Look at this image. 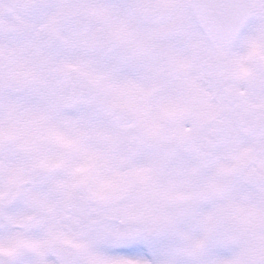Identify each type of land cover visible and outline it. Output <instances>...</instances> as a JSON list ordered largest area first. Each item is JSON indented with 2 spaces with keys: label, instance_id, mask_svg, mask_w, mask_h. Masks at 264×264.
Returning a JSON list of instances; mask_svg holds the SVG:
<instances>
[{
  "label": "rangeland",
  "instance_id": "1",
  "mask_svg": "<svg viewBox=\"0 0 264 264\" xmlns=\"http://www.w3.org/2000/svg\"><path fill=\"white\" fill-rule=\"evenodd\" d=\"M21 2L0 0V50L4 42L18 38L24 52L17 60L0 52V115L11 106L20 107L17 125L0 121V140L13 137L21 146L12 173L0 166V252L14 264L28 251L34 253L29 259L40 255L37 264H58L51 254L56 244L75 250L72 264H177L178 258L188 264H264V203L242 174L251 145L249 124L237 129L232 140L214 143L210 158L182 148L187 140L196 146L219 114L221 70L232 74L231 86L242 96L254 95L251 83L258 78L261 87L255 95L264 109V46L258 47L256 40L246 45L241 37L221 60L209 62L186 27L190 0H63L60 6L71 10L67 15L48 10L49 0H34L32 9H23ZM250 2V22L257 18L251 31L261 27L260 36L264 0ZM148 3L161 7L152 21L141 14ZM96 25L106 28L112 52L91 50L90 33ZM175 38L183 40L171 66L173 60L159 51ZM135 44L169 63L154 69L169 82L148 89L145 98L157 122L143 117L115 82ZM72 73L91 81L88 98H72ZM61 77L66 79L63 86ZM120 108L132 113L130 125H117ZM51 120H60L64 133L74 137L72 144L69 138L60 142L62 150L50 143L59 140V132L48 128ZM40 131L52 137L45 163L39 153ZM77 140L85 149L82 155L71 154ZM8 145L0 144V164ZM82 158H89L88 164L75 165ZM125 158L129 165L122 170ZM49 188L58 190L57 198ZM79 191L89 202L87 225L64 231L57 217ZM14 203L21 204L18 210ZM187 216L201 221V235L192 243L200 254H181L169 238L170 221ZM20 221L27 222L22 235ZM124 244H142L146 251L130 256L108 251Z\"/></svg>",
  "mask_w": 264,
  "mask_h": 264
},
{
  "label": "bare ground",
  "instance_id": "2",
  "mask_svg": "<svg viewBox=\"0 0 264 264\" xmlns=\"http://www.w3.org/2000/svg\"><path fill=\"white\" fill-rule=\"evenodd\" d=\"M63 2V0H49V5H48V10L54 9L56 8L58 13H62V15H67L71 12L70 8L69 9H65L64 7H61V3ZM253 35L251 32H249L247 34L246 37L249 36V38H253ZM180 41H182L180 39ZM179 43V40L173 39L171 43H168L167 46H163V49L166 50L167 52H169V56L170 58L174 57L175 52L177 51V45ZM3 47L1 48L0 52H2V54H4L5 58H12L13 60H17L20 58H23L22 56L24 55L23 51L19 50L20 45L22 44V42L17 38L14 41H10V42H4L3 43ZM130 60L125 61L124 66L121 67L120 69V73L116 79V84H118L120 87L124 88L126 91V96L128 98V100L132 103H134L135 107L138 108V110L143 111L144 115L143 117H145L147 120H151V119H156L154 122H157V118H153L154 116V111L152 110V108H150L149 104L146 101V94H147V90L156 86V85H160L161 83H168L169 80L166 77H162L159 76V74H154L152 72V65H153V61L152 59L146 54V53H134V55H131L129 57ZM243 59H246V57L244 56ZM124 61V60H123ZM155 62V61H154ZM19 108L18 106H11L9 109H7L5 112L2 113V115H0V121L5 120V125L7 124H12L15 122V124L17 125L18 122L20 121L17 118V115L19 114ZM15 112V113H13ZM14 119V120H13ZM148 120V121H149ZM52 121V120H51ZM153 122V123H154ZM0 125H3V123H0ZM50 131L53 130H57L59 133L57 134V137L59 136V140L58 142H54V141H50L52 140L51 132L47 131H40L41 133V140H40V149H39V153L42 156V161L45 163L48 158L47 155H44L47 153V145L50 141L53 142L54 146L58 147V150H62L63 149V143L62 142L65 138H69L71 143L74 141V137L72 136V134L70 133V131H66L64 133V125L62 122H60V120H54L51 122V124H49ZM66 130V129H65ZM54 133V132H52ZM12 141L15 139H13V137H11ZM8 136H5L4 139L0 140V144H4V143H8L9 145H11L10 147L6 148V156L2 157V163L0 164V166L2 167L3 171L8 172V173H12L14 168L12 163L15 159V154L17 152H19V148H21V146H18L16 144L15 141H13V143L10 144V140H11ZM23 139L22 135L18 137V140ZM68 139V140H69ZM78 141V145H73L71 147V154L75 155V154H81L83 152H85V149L82 150V145H80L82 143L81 140H77ZM65 147V146H64ZM82 147V148H81ZM57 149V148H56ZM49 156L51 157L52 154H49ZM11 162V163H9ZM42 162V163H43ZM75 162V165L77 164H81V165H87L89 162V158H82V159H78ZM74 162L71 163V165H74ZM16 207V205L14 206ZM188 228V229H187ZM190 228V229H189ZM192 230V231H191ZM187 231H190L187 233ZM195 231V227L185 224V225H181L179 226L176 231L173 233L174 236V241L175 242H179L177 246L178 249L181 250V254L185 255V253L189 254L191 253L192 255H196V254H200V250L198 251H194L192 248V240H193V233ZM176 248V249H177ZM225 251V253L228 252L227 247H225L223 249ZM199 256V255H197ZM177 264H188L187 262H183L182 258L181 259H177L175 261Z\"/></svg>",
  "mask_w": 264,
  "mask_h": 264
},
{
  "label": "snow or ice",
  "instance_id": "3",
  "mask_svg": "<svg viewBox=\"0 0 264 264\" xmlns=\"http://www.w3.org/2000/svg\"><path fill=\"white\" fill-rule=\"evenodd\" d=\"M186 8V27L190 36L198 41L199 53L209 62L221 60L241 22L240 5L231 0H191ZM256 43L258 47L264 46V34L256 37ZM108 251L115 256H130L146 250L142 244H124Z\"/></svg>",
  "mask_w": 264,
  "mask_h": 264
},
{
  "label": "water",
  "instance_id": "4",
  "mask_svg": "<svg viewBox=\"0 0 264 264\" xmlns=\"http://www.w3.org/2000/svg\"><path fill=\"white\" fill-rule=\"evenodd\" d=\"M232 3L240 5L239 8V18H240V24L234 31L231 39L238 33L239 29L242 27L244 22L247 19V16L249 14V6L247 4V0H231ZM73 90L74 94H76L79 97H83L87 95L90 91V86L89 84L84 80V79H74V84H73ZM72 212H75L80 209L79 207V202L76 201L73 205L70 206L69 208ZM76 209V210H74ZM0 264H8L6 259L0 256Z\"/></svg>",
  "mask_w": 264,
  "mask_h": 264
},
{
  "label": "flooded vegetation",
  "instance_id": "5",
  "mask_svg": "<svg viewBox=\"0 0 264 264\" xmlns=\"http://www.w3.org/2000/svg\"><path fill=\"white\" fill-rule=\"evenodd\" d=\"M245 110V113L252 114L254 110H250L247 108H244L243 111ZM233 113V119L235 120L236 116L238 115L237 112H232ZM261 151L263 152V155H261V152H257L256 156H254L251 160V164L253 165L252 169L257 170L260 174L264 176V144L261 145ZM264 189V187H263ZM264 191V190H263Z\"/></svg>",
  "mask_w": 264,
  "mask_h": 264
}]
</instances>
